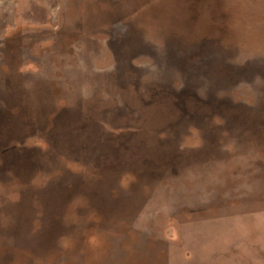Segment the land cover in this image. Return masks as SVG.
Masks as SVG:
<instances>
[{
    "label": "rangeland",
    "instance_id": "rangeland-1",
    "mask_svg": "<svg viewBox=\"0 0 264 264\" xmlns=\"http://www.w3.org/2000/svg\"><path fill=\"white\" fill-rule=\"evenodd\" d=\"M0 264H264V0H0Z\"/></svg>",
    "mask_w": 264,
    "mask_h": 264
}]
</instances>
